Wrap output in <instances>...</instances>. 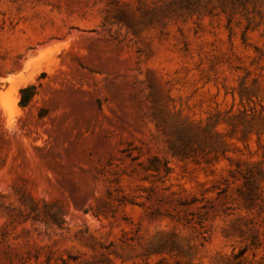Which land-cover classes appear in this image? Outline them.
<instances>
[{
    "label": "rangeland",
    "instance_id": "374dc122",
    "mask_svg": "<svg viewBox=\"0 0 264 264\" xmlns=\"http://www.w3.org/2000/svg\"><path fill=\"white\" fill-rule=\"evenodd\" d=\"M0 264H264V0H0Z\"/></svg>",
    "mask_w": 264,
    "mask_h": 264
},
{
    "label": "trees",
    "instance_id": "16d2710c",
    "mask_svg": "<svg viewBox=\"0 0 264 264\" xmlns=\"http://www.w3.org/2000/svg\"><path fill=\"white\" fill-rule=\"evenodd\" d=\"M37 94V87L36 85H30L28 87L22 88L20 90L21 100L20 105L23 108H26L31 100L35 97Z\"/></svg>",
    "mask_w": 264,
    "mask_h": 264
},
{
    "label": "bare ground",
    "instance_id": "6f19581e",
    "mask_svg": "<svg viewBox=\"0 0 264 264\" xmlns=\"http://www.w3.org/2000/svg\"><path fill=\"white\" fill-rule=\"evenodd\" d=\"M15 101V100H14Z\"/></svg>",
    "mask_w": 264,
    "mask_h": 264
}]
</instances>
